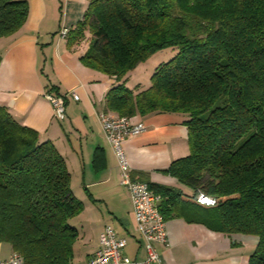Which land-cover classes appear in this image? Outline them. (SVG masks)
<instances>
[{"label":"trees","instance_id":"16d2710c","mask_svg":"<svg viewBox=\"0 0 264 264\" xmlns=\"http://www.w3.org/2000/svg\"><path fill=\"white\" fill-rule=\"evenodd\" d=\"M27 15V0H0V36ZM85 29L83 65L120 81L106 93L105 111L188 118L189 154L163 172L192 193L156 187L164 218L181 213L180 197H211L215 205L197 208L192 220L257 236L248 264H264V0H91L69 40ZM169 47L176 53L147 85L127 86L139 64ZM82 210L55 145L0 105V242L23 264H72L79 233L70 220Z\"/></svg>","mask_w":264,"mask_h":264},{"label":"crops","instance_id":"0c3cea01","mask_svg":"<svg viewBox=\"0 0 264 264\" xmlns=\"http://www.w3.org/2000/svg\"><path fill=\"white\" fill-rule=\"evenodd\" d=\"M90 1L27 0L25 23L13 34L0 36V105L19 124L35 130L40 141L53 143L66 162L71 191L76 186L77 195L72 193L83 203L82 212L71 219H76L73 226L79 233L72 264L88 263L105 225L126 240L123 252L140 261L146 252L130 194L120 184L115 154L97 117L105 111L106 93L120 81L81 62L91 41L88 29L76 42L69 40ZM61 27L68 28L67 36L59 35ZM126 84L130 88L134 85ZM70 91L79 98L68 96L65 118L57 120L45 94ZM132 119L145 126L144 131L123 141L132 177L147 182L153 191L165 186L190 196V188L163 172L172 161L189 154L187 116L156 112ZM96 153L100 154L98 161ZM180 199L181 213L166 219L167 245H156L160 260L155 264H248L257 236L224 233L192 220L197 208L205 205ZM13 253L9 243L0 242V260Z\"/></svg>","mask_w":264,"mask_h":264},{"label":"built area","instance_id":"2783aa9c","mask_svg":"<svg viewBox=\"0 0 264 264\" xmlns=\"http://www.w3.org/2000/svg\"><path fill=\"white\" fill-rule=\"evenodd\" d=\"M67 34L68 28L61 27L59 35L64 37ZM68 96L74 100L79 98L75 91L57 95L45 94L52 106L53 116L57 120L65 118V104ZM97 117L104 139L115 154L120 184L130 194L133 217L146 255L140 261L131 259L123 252L126 240L118 236L110 225H105L99 236V246L87 264H155L160 260L156 245H167L166 219L159 208L163 198L151 190L147 182L132 177V168L123 147L126 136L141 133L145 126L142 122L133 121L132 117L119 116L107 111H100ZM196 201L205 206L215 205V200L205 195L197 196ZM0 264H23V258L14 252L9 258L0 260Z\"/></svg>","mask_w":264,"mask_h":264},{"label":"rangeland","instance_id":"374dc122","mask_svg":"<svg viewBox=\"0 0 264 264\" xmlns=\"http://www.w3.org/2000/svg\"><path fill=\"white\" fill-rule=\"evenodd\" d=\"M177 49L175 47L165 48L162 51L155 53L149 57L146 61L138 65L133 72L129 74L128 83L130 85L141 83L147 85L150 81V76L154 68L161 62L168 61L175 53ZM72 191L76 196V186L72 187ZM76 219L70 220L71 225L76 226Z\"/></svg>","mask_w":264,"mask_h":264}]
</instances>
